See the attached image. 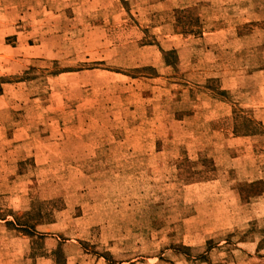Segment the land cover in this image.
Wrapping results in <instances>:
<instances>
[{
	"label": "rangeland",
	"instance_id": "obj_1",
	"mask_svg": "<svg viewBox=\"0 0 264 264\" xmlns=\"http://www.w3.org/2000/svg\"><path fill=\"white\" fill-rule=\"evenodd\" d=\"M260 104L264 0H0V264H264Z\"/></svg>",
	"mask_w": 264,
	"mask_h": 264
},
{
	"label": "crops",
	"instance_id": "obj_2",
	"mask_svg": "<svg viewBox=\"0 0 264 264\" xmlns=\"http://www.w3.org/2000/svg\"><path fill=\"white\" fill-rule=\"evenodd\" d=\"M262 108H263V110H262ZM255 109H256V110H259V111L261 110V111H263V113H264V104H260V106H257V105H256V106H255ZM259 120H260V122H261L262 124H264V117H262V118L259 119ZM241 138H243V136H236V137H235L236 140H240Z\"/></svg>",
	"mask_w": 264,
	"mask_h": 264
}]
</instances>
